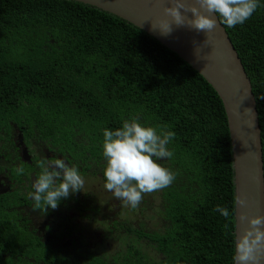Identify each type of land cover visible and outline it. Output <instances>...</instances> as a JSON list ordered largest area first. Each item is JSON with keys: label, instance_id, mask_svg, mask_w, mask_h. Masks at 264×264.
<instances>
[{"label": "trees", "instance_id": "1", "mask_svg": "<svg viewBox=\"0 0 264 264\" xmlns=\"http://www.w3.org/2000/svg\"><path fill=\"white\" fill-rule=\"evenodd\" d=\"M259 4L245 23L222 25L253 87L264 170V100L258 98L264 95V0ZM0 98L23 105L57 144L74 137L79 145L83 134L101 145L105 128L116 130L132 118L175 132L167 145L173 156L157 161L175 180L149 193L158 197L164 228L142 246L152 253L128 252L123 263L233 264L235 198L223 102L156 39L81 3L0 0ZM217 205L229 210L227 219ZM24 246L38 250L40 244L0 221V264H15V255L17 264L21 257L45 262ZM5 254L12 257L4 260Z\"/></svg>", "mask_w": 264, "mask_h": 264}, {"label": "flooded vegetation", "instance_id": "2", "mask_svg": "<svg viewBox=\"0 0 264 264\" xmlns=\"http://www.w3.org/2000/svg\"><path fill=\"white\" fill-rule=\"evenodd\" d=\"M23 108L4 105L0 98V221L33 236L40 244L37 255L46 259L21 257V264H124L128 252L152 253L142 246H149L150 238L164 228L159 202L154 203L158 197L144 194L137 208L126 206L104 187L107 161L102 143L80 134L84 141L79 145L74 137L57 144ZM53 158L76 166L84 187L62 199L56 209H46L43 203L37 208L28 196L40 172L37 162ZM21 165L23 173L18 171Z\"/></svg>", "mask_w": 264, "mask_h": 264}, {"label": "clouds", "instance_id": "3", "mask_svg": "<svg viewBox=\"0 0 264 264\" xmlns=\"http://www.w3.org/2000/svg\"><path fill=\"white\" fill-rule=\"evenodd\" d=\"M170 5L164 7L165 18L152 22V30L158 28L164 37L172 33L173 24L187 26L197 33H210L217 28L215 16L223 25L235 27L250 19L260 6L259 0H194L193 3L189 0H170ZM187 13H191V17ZM258 98L264 100V95ZM175 135L163 126L159 131L155 126H145L136 118L124 120L122 127L116 130L105 128L103 156L107 163L103 170L104 187L133 209L139 206L144 194L169 187L175 180V173L157 161L173 156L167 145ZM37 163L40 172L31 184L33 191L28 192L37 208L43 203L46 209H56L62 199L83 189L85 182L78 168L69 166L64 159H45ZM18 171L23 173L22 165ZM236 203L247 205L242 199ZM215 211L226 219L230 216L225 207L217 205ZM239 221H246L248 226L243 234L239 230L236 233L234 264H262L264 215H240Z\"/></svg>", "mask_w": 264, "mask_h": 264}, {"label": "water", "instance_id": "4", "mask_svg": "<svg viewBox=\"0 0 264 264\" xmlns=\"http://www.w3.org/2000/svg\"><path fill=\"white\" fill-rule=\"evenodd\" d=\"M107 12L128 22L156 39L198 72L223 102L231 146L234 185V240L246 221L240 215H264V170L257 101L242 60L225 27L217 20L210 33L173 24L172 33L161 36L152 22L165 18L164 7L170 0H67ZM193 3L194 0H189ZM191 17V13H187ZM171 19L170 17H167ZM196 42L195 44L193 42ZM249 109L251 111H249ZM238 199L247 205H238ZM234 264V262H233ZM264 264V261H262Z\"/></svg>", "mask_w": 264, "mask_h": 264}, {"label": "rangeland", "instance_id": "5", "mask_svg": "<svg viewBox=\"0 0 264 264\" xmlns=\"http://www.w3.org/2000/svg\"><path fill=\"white\" fill-rule=\"evenodd\" d=\"M154 203H155L156 206H158V200H155ZM7 219H8V218H7ZM8 220H9V219H8ZM39 251H40V249H38V250H34V247H32L31 250H30L31 253H36V254H37Z\"/></svg>", "mask_w": 264, "mask_h": 264}]
</instances>
